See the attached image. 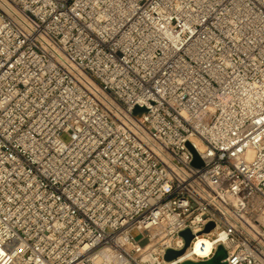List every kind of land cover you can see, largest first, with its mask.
<instances>
[{
  "label": "built area",
  "instance_id": "obj_1",
  "mask_svg": "<svg viewBox=\"0 0 264 264\" xmlns=\"http://www.w3.org/2000/svg\"><path fill=\"white\" fill-rule=\"evenodd\" d=\"M220 245L264 264V0H0V264Z\"/></svg>",
  "mask_w": 264,
  "mask_h": 264
},
{
  "label": "water",
  "instance_id": "obj_2",
  "mask_svg": "<svg viewBox=\"0 0 264 264\" xmlns=\"http://www.w3.org/2000/svg\"><path fill=\"white\" fill-rule=\"evenodd\" d=\"M144 110L140 107H138L136 109V111H141ZM194 153V161H193V165L195 166H201L202 165V160L200 159L199 155L197 154V152L195 150H193ZM214 227L213 223H210L207 228L206 231H210L212 228ZM185 240H186V246H189L191 240L193 239V235L191 233L190 230H186L184 232H182L181 234ZM184 252V250L182 251H174V250H168L166 253V260H172L177 258L179 255H181ZM227 258V250L225 249V247L223 245H220L215 253V255L211 258V259H207V260H202L199 262H193V261H186L182 264H228V262L226 261Z\"/></svg>",
  "mask_w": 264,
  "mask_h": 264
},
{
  "label": "bare ground",
  "instance_id": "obj_3",
  "mask_svg": "<svg viewBox=\"0 0 264 264\" xmlns=\"http://www.w3.org/2000/svg\"><path fill=\"white\" fill-rule=\"evenodd\" d=\"M205 242L206 243V250L209 251L211 249V243L207 238H201L198 242V245H200V243ZM199 251V249H197Z\"/></svg>",
  "mask_w": 264,
  "mask_h": 264
},
{
  "label": "rangeland",
  "instance_id": "obj_4",
  "mask_svg": "<svg viewBox=\"0 0 264 264\" xmlns=\"http://www.w3.org/2000/svg\"><path fill=\"white\" fill-rule=\"evenodd\" d=\"M132 235L137 239L140 240L143 237L142 232L139 229H135L132 232Z\"/></svg>",
  "mask_w": 264,
  "mask_h": 264
},
{
  "label": "clouds",
  "instance_id": "obj_5",
  "mask_svg": "<svg viewBox=\"0 0 264 264\" xmlns=\"http://www.w3.org/2000/svg\"><path fill=\"white\" fill-rule=\"evenodd\" d=\"M197 249H199V245H197ZM207 251V250H206Z\"/></svg>",
  "mask_w": 264,
  "mask_h": 264
}]
</instances>
